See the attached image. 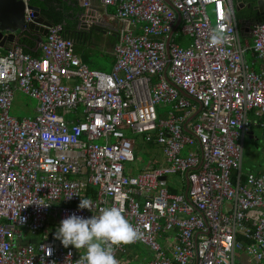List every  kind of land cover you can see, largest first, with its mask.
Instances as JSON below:
<instances>
[{
  "label": "built area",
  "instance_id": "1",
  "mask_svg": "<svg viewBox=\"0 0 264 264\" xmlns=\"http://www.w3.org/2000/svg\"><path fill=\"white\" fill-rule=\"evenodd\" d=\"M99 1L131 25L116 35L109 71L81 61L60 24L37 54L0 52V264H78L84 250L54 232L68 215L106 207L140 233L115 248L119 264L135 244L152 251L147 264H234L239 231L263 259L264 174L243 173L241 157L243 135L264 129V71L246 59L264 66V20L243 39L233 0ZM217 25L227 41L214 46ZM15 91L37 101L34 115L10 114ZM126 130L159 146L163 161L133 164ZM171 175L184 191L168 189ZM81 198L90 209H78Z\"/></svg>",
  "mask_w": 264,
  "mask_h": 264
},
{
  "label": "crops",
  "instance_id": "2",
  "mask_svg": "<svg viewBox=\"0 0 264 264\" xmlns=\"http://www.w3.org/2000/svg\"><path fill=\"white\" fill-rule=\"evenodd\" d=\"M67 1L68 3H70L69 0ZM74 3L77 4L75 6L79 8L81 7V11L77 13V16H74L76 19L75 21L77 26H80V24L78 23V15L81 12L89 10L91 11L90 13H92L89 17L95 18L94 25L90 29H88L86 26H84V29L77 28L78 31L87 32V34L85 35L84 39H81V42H74L75 53L79 56L81 61L86 63L88 66L90 64L89 67L100 71H109L114 62L113 45L115 42L116 35L120 28L130 27L131 25L126 21L121 22V20L115 15V7L112 5L105 6L100 3L99 0H91V5L87 8L81 5L80 0H74ZM32 4L38 6L36 3ZM233 4L235 13L236 11H238V13H236L238 21V18L241 17V15H244L246 11V4L244 0H235V3L233 1ZM71 7H73V5H71ZM45 19L47 18L45 17ZM90 23L91 21L85 22L86 25H90ZM92 31L93 33L91 34ZM44 36L42 37V39L44 38ZM38 44L39 42L35 40V38L31 35L30 32H24L21 36L15 37L12 41H7L3 47H0V52L4 53L10 48H15L19 46L23 50H28L29 53L33 52L34 54H37ZM247 54H250V58L252 59L251 63L259 61L254 57V55H252V53L248 52ZM83 57L86 59H84ZM101 67L105 70L99 69ZM261 70L264 71V66L259 61L258 69L256 71ZM244 140L253 141L257 153H260L264 156V129L261 126L252 125L248 132L243 135V144ZM149 146L153 150L157 148V152L155 150V153L152 154L149 158H147L146 160L143 159L141 162H139V165L143 168L151 167L156 163L162 162L164 159L160 148L156 144ZM247 172L264 174V168L260 170L258 167H255L253 171L247 170ZM171 176H173L175 179H171V181H169V176L167 177L166 186L168 187V189H174L172 192L184 191L186 187L184 180L179 175ZM255 212L257 213L258 211ZM256 213H254L253 216H255ZM251 221L252 219L249 218L246 222V226L249 229H252ZM236 238L244 245V247L241 250L236 251L233 261L234 264H264V258L261 260H257L254 256L247 252L246 246L250 244L249 238L245 237L240 231L237 232ZM245 241L247 243H245ZM147 249L148 250L146 253L141 252L139 250L134 252L132 250H129V247H127L123 253L119 254L118 258L120 259L121 264H147L148 260L153 255L152 251L148 247Z\"/></svg>",
  "mask_w": 264,
  "mask_h": 264
},
{
  "label": "clouds",
  "instance_id": "3",
  "mask_svg": "<svg viewBox=\"0 0 264 264\" xmlns=\"http://www.w3.org/2000/svg\"><path fill=\"white\" fill-rule=\"evenodd\" d=\"M226 41L227 35L219 25L210 30L212 45H223ZM77 207L90 209V202L87 198H81ZM54 237L65 247L71 245L77 250H84L78 264H119L114 255L115 248L135 242L140 238V233L119 208L106 207L96 216L68 215L59 222ZM223 264H228L226 258Z\"/></svg>",
  "mask_w": 264,
  "mask_h": 264
},
{
  "label": "water",
  "instance_id": "4",
  "mask_svg": "<svg viewBox=\"0 0 264 264\" xmlns=\"http://www.w3.org/2000/svg\"><path fill=\"white\" fill-rule=\"evenodd\" d=\"M246 11L238 18V29L242 38H250L252 25L264 20V0H244ZM28 9L32 10L31 20H25V5L22 0H0V47L7 41L21 36L24 32H30L36 41L40 42L46 34L49 26L54 24L45 19L40 13L38 6L33 5L30 0ZM87 10L78 15V29L86 26L90 29L94 25L95 18L89 17L92 13ZM179 20V17H178ZM86 21H91L86 25ZM165 179V177H161Z\"/></svg>",
  "mask_w": 264,
  "mask_h": 264
},
{
  "label": "rangeland",
  "instance_id": "5",
  "mask_svg": "<svg viewBox=\"0 0 264 264\" xmlns=\"http://www.w3.org/2000/svg\"><path fill=\"white\" fill-rule=\"evenodd\" d=\"M233 1L235 3V0ZM208 12L210 14V6H208ZM236 13H238V11H236ZM246 59L248 60L249 64H252L255 70L258 69L259 61L251 63L252 59L250 58V54H246ZM99 69L105 70L102 67ZM36 104H37V101L34 98H31L20 91H15L14 97L12 99V105H11L9 112L11 115L16 116L18 118H22V117L29 116V115H34ZM164 110L165 108L163 107V111ZM126 133L129 137L136 140L135 141L136 146L134 147L135 148L134 154L136 155V158L133 164H137L141 162L143 159L146 160L152 154L155 153V150L157 152V148H155V150L151 149L149 144L143 140L141 134H138V133H135L129 130H126ZM255 167H258L260 170L264 168V156L260 153H257V151L255 150V145L253 141L244 140L242 157H241V170L242 171H247V170L253 171ZM171 179H175V178L173 176H169L168 180L171 181ZM129 250H132L134 252L139 250L141 252L146 253L148 249L143 244H137V245L130 246Z\"/></svg>",
  "mask_w": 264,
  "mask_h": 264
},
{
  "label": "trees",
  "instance_id": "6",
  "mask_svg": "<svg viewBox=\"0 0 264 264\" xmlns=\"http://www.w3.org/2000/svg\"><path fill=\"white\" fill-rule=\"evenodd\" d=\"M32 3H36L39 6V9L47 19L51 20L54 24H60L62 27L61 34L64 37L72 38L74 42H81V39L85 38L87 32L78 31L76 25L75 15L81 11V7H77L74 0H30ZM73 5V7H71ZM75 6V7H74ZM72 10V11H71ZM93 31L91 32V34ZM113 38V37H112ZM116 41V38H115ZM115 43V42H114ZM23 50V49H22ZM75 50V49H74ZM24 52H28V50H23ZM32 54H34L32 52ZM36 54V53H35ZM84 58V57H83ZM86 59V58H84ZM90 66V64H89ZM264 118V116H263ZM149 145H153L154 143L147 142ZM159 147V146H158ZM160 148V147H159ZM135 150V148H134ZM157 164V163H156ZM154 164V165H156ZM152 165V166H154ZM247 172V171H243ZM260 173V172H258ZM257 174V173H255ZM233 178H235V174H233ZM243 178V175H242ZM244 179V178H243ZM174 190V189H173ZM170 189V191H173ZM245 243H247L245 241ZM137 245V244H135ZM132 245H128L130 247Z\"/></svg>",
  "mask_w": 264,
  "mask_h": 264
}]
</instances>
